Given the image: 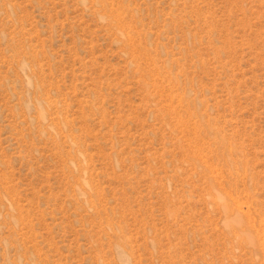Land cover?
<instances>
[{
  "label": "rangeland",
  "instance_id": "1",
  "mask_svg": "<svg viewBox=\"0 0 264 264\" xmlns=\"http://www.w3.org/2000/svg\"><path fill=\"white\" fill-rule=\"evenodd\" d=\"M0 264H264V0H0Z\"/></svg>",
  "mask_w": 264,
  "mask_h": 264
},
{
  "label": "bare ground",
  "instance_id": "2",
  "mask_svg": "<svg viewBox=\"0 0 264 264\" xmlns=\"http://www.w3.org/2000/svg\"><path fill=\"white\" fill-rule=\"evenodd\" d=\"M224 209L225 210H227L228 209V206L227 205H225L224 206ZM232 226H239V224L238 223H236V224H234V225H232ZM242 240L244 241V242H246V243H248V244H250V245H252L253 244V239H250L247 235H246V237L245 238H242Z\"/></svg>",
  "mask_w": 264,
  "mask_h": 264
}]
</instances>
